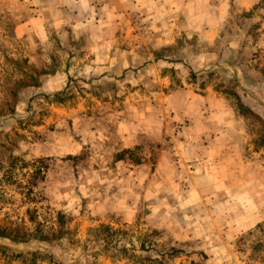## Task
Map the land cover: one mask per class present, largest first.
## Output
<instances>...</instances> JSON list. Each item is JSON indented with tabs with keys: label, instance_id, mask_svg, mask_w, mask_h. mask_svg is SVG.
<instances>
[{
	"label": "rangeland",
	"instance_id": "obj_1",
	"mask_svg": "<svg viewBox=\"0 0 264 264\" xmlns=\"http://www.w3.org/2000/svg\"><path fill=\"white\" fill-rule=\"evenodd\" d=\"M58 215V240L0 243L264 264V0H0V228Z\"/></svg>",
	"mask_w": 264,
	"mask_h": 264
},
{
	"label": "trees",
	"instance_id": "obj_2",
	"mask_svg": "<svg viewBox=\"0 0 264 264\" xmlns=\"http://www.w3.org/2000/svg\"><path fill=\"white\" fill-rule=\"evenodd\" d=\"M63 91L56 93L62 94ZM242 106V109L246 112H250L254 114L253 111L250 109L244 107L242 103H240ZM30 221H33V217L30 215ZM55 223L58 224V227L54 228ZM64 222L61 215H58L56 221L53 223V225L50 227V230L46 231L45 229L40 227V223L36 222L33 225V228L25 227L22 230V233H19L18 231H14L13 233H9L6 228H0V239L7 238L12 243H25L29 242L31 240H37V241H55L60 239V235L65 233L63 230ZM118 232V229H113L109 225H100L97 228L91 229L88 232V242H93L94 244L100 246L104 249L114 248L115 245L113 242H116V238L114 239L115 234ZM3 242V241H1ZM53 243L50 245L49 249H43V250H15L14 248L10 247V245L6 243H0V252L1 254L7 255V249L11 250V256L13 258H19L21 259L22 264H36L38 261H48L50 264H72L67 263L61 259H58L55 257L54 253L52 252L53 249Z\"/></svg>",
	"mask_w": 264,
	"mask_h": 264
}]
</instances>
